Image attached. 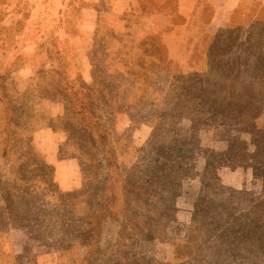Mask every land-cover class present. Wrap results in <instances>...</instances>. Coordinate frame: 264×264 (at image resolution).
I'll return each mask as SVG.
<instances>
[{
	"label": "rangeland",
	"instance_id": "rangeland-1",
	"mask_svg": "<svg viewBox=\"0 0 264 264\" xmlns=\"http://www.w3.org/2000/svg\"><path fill=\"white\" fill-rule=\"evenodd\" d=\"M178 17L0 0V264H264V30Z\"/></svg>",
	"mask_w": 264,
	"mask_h": 264
},
{
	"label": "crops",
	"instance_id": "crops-1",
	"mask_svg": "<svg viewBox=\"0 0 264 264\" xmlns=\"http://www.w3.org/2000/svg\"><path fill=\"white\" fill-rule=\"evenodd\" d=\"M173 2L180 22L173 26L170 34L165 35L164 44L170 52L179 53L180 48L186 46L194 53L202 44L204 37L211 39L212 44L213 37L222 30H240L248 34V31L256 28L264 30V0H173ZM204 3L210 8L211 15L206 25L199 30L196 25L199 23L198 15ZM191 30L199 31L197 38L189 37L188 33ZM209 51L210 49L206 55H209ZM65 181L66 184L69 183L67 177Z\"/></svg>",
	"mask_w": 264,
	"mask_h": 264
}]
</instances>
